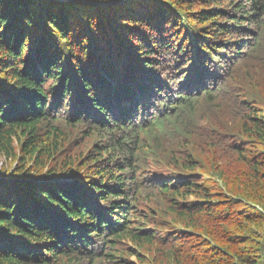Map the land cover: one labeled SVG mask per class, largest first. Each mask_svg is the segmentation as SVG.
Returning a JSON list of instances; mask_svg holds the SVG:
<instances>
[{
  "label": "trees",
  "instance_id": "trees-1",
  "mask_svg": "<svg viewBox=\"0 0 264 264\" xmlns=\"http://www.w3.org/2000/svg\"><path fill=\"white\" fill-rule=\"evenodd\" d=\"M0 264H264V0H0Z\"/></svg>",
  "mask_w": 264,
  "mask_h": 264
},
{
  "label": "rangeland",
  "instance_id": "rangeland-1",
  "mask_svg": "<svg viewBox=\"0 0 264 264\" xmlns=\"http://www.w3.org/2000/svg\"><path fill=\"white\" fill-rule=\"evenodd\" d=\"M2 162L4 163V165H5V164H9V163H10V161L7 163V160H6V158H2ZM133 260H135V258H133Z\"/></svg>",
  "mask_w": 264,
  "mask_h": 264
},
{
  "label": "bare ground",
  "instance_id": "bare-ground-1",
  "mask_svg": "<svg viewBox=\"0 0 264 264\" xmlns=\"http://www.w3.org/2000/svg\"><path fill=\"white\" fill-rule=\"evenodd\" d=\"M231 90V89H230ZM246 98V97H245ZM247 99V98H246ZM248 100V99H247ZM195 106V105H194ZM120 146V145H119ZM136 152V151H135ZM131 167V166H130ZM137 168V167H136Z\"/></svg>",
  "mask_w": 264,
  "mask_h": 264
}]
</instances>
